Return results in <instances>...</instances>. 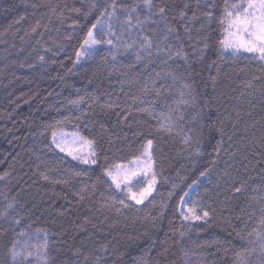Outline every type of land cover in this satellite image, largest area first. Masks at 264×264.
I'll list each match as a JSON object with an SVG mask.
<instances>
[{"label":"trees","instance_id":"obj_1","mask_svg":"<svg viewBox=\"0 0 264 264\" xmlns=\"http://www.w3.org/2000/svg\"><path fill=\"white\" fill-rule=\"evenodd\" d=\"M167 2L178 14L188 0ZM236 2L239 0L201 3L202 10L213 13L207 30L201 33L209 47L204 60L193 64V91L191 97L185 96L191 102L172 114L183 119L176 121L172 132H164L158 131V118L161 112L167 114L168 105L177 107L172 97L178 98L180 81L169 79L167 84L175 86L163 97L157 98L153 92L141 94L143 77L159 70L158 65L145 70L130 50L121 46L117 51L104 43L73 66L89 29L107 7L105 0H0V176H4L0 179V264H11L7 250L14 239L27 240L18 237L21 230L34 238L32 244L42 243L47 234L48 264L77 260L84 264L85 256L88 264H95L97 256L101 264H137L150 247L145 258L153 264L162 247L169 248L168 260L175 264H235V252L248 247L247 232L259 220V206L250 199L256 195L253 189L264 187V63L253 58L258 55L253 53L232 57L219 43L226 36L227 26L220 24L226 4L231 7ZM93 3L100 7L92 8ZM116 3L118 10L120 4H138L141 19L146 14L142 0ZM204 3L210 7L204 8ZM190 5L188 15L196 7L195 0ZM20 17L24 19L16 23ZM101 19L104 30L100 25L93 29L96 39L111 38L120 45L132 39L139 43L138 29L130 36L124 26L121 41H116L107 33V18ZM37 21L40 27L33 32ZM173 23L183 35L181 22ZM122 26L114 24L117 35ZM155 27L147 25L143 35L155 40ZM199 27L200 21H196L195 28ZM192 35L196 37L195 30ZM187 50L192 58L191 48ZM112 52L117 53V62L112 60ZM130 64L136 67L129 68ZM134 96L142 97L144 103H133ZM154 99L155 116L139 111ZM76 100H80L78 105L72 103ZM109 103L114 106H101ZM59 130L94 141L96 163L82 166L57 153L51 141L52 133ZM185 136L189 137L187 143ZM221 138L216 159L214 149ZM147 139L154 141L155 194L143 206L127 201L131 208L118 203L104 207L106 202L111 204L113 195L124 198L104 170L141 156ZM77 170L87 175L76 176ZM41 173L68 183L45 181ZM198 182L189 206L200 215L209 210L210 216L201 224L185 226L179 215L181 198ZM85 185L81 200L74 193ZM241 185L243 190L236 193L234 188ZM153 199L155 204L150 203ZM206 242L210 246L197 247ZM77 249L79 256L74 255ZM186 250L188 257L184 256ZM32 264L41 262L32 258ZM252 264H258L256 255Z\"/></svg>","mask_w":264,"mask_h":264},{"label":"snow or ice","instance_id":"obj_2","mask_svg":"<svg viewBox=\"0 0 264 264\" xmlns=\"http://www.w3.org/2000/svg\"><path fill=\"white\" fill-rule=\"evenodd\" d=\"M203 0H195L196 7L192 9L191 15H188V9L190 8V0L185 2L183 8H181L178 14H175L174 8L170 5L167 0H142L143 8L146 10V14L141 19L139 12V5L133 4L128 6L126 4H120L119 10L116 0H105L107 7H105L101 12L100 16L97 18L95 24L88 31L89 40H85V44H104L107 43L112 49L119 50V47H123L124 50L131 51L135 56L137 63L147 70L149 66L156 64L159 66V70L153 69L148 76L143 77L144 83L140 88V93L146 95L149 92H153L157 98L165 96V93H171L174 89L175 84L169 85L167 81L171 79L173 82L180 81V91L178 98L172 97V103L176 105L173 108L168 105V112L165 114L161 112L158 118L159 128L158 131L172 132L175 129L176 121L183 119V116L173 117V112L179 110L180 105H187L191 101L185 99V96L191 97L193 91V83L191 81L192 73L195 71L193 64L199 60L203 61L205 58V53L209 47L206 37L201 36L202 32L207 30V25L211 23L213 18V13L209 11H204L200 8ZM100 5L93 3L92 8H98ZM208 3H204V8H209ZM111 8V11L108 10ZM53 12L56 11L55 8L52 9ZM72 11L79 12L80 9H72ZM171 13V15H170ZM87 15V13H85ZM121 15L124 19L121 20ZM107 18L108 28L107 33L110 37H115L116 41H121V37L125 31V27L129 35H132L133 29H138L136 35L139 37V43L137 44L136 39H132L131 43L124 41L122 45L114 43L113 39L109 38L105 40L91 39L93 37V29L97 28L98 25L103 27V21L101 18ZM203 18V19H201ZM24 17H20L16 23L23 20ZM135 20V23H133ZM180 21L184 28V34L182 35L178 30V26L173 23V21ZM200 21V27L195 28V22ZM122 23L120 30V35H117L114 31V24ZM156 25L153 29V37L143 35L144 29L147 25ZM220 24L226 25L224 29L226 36L221 39L219 43L223 46L224 51L231 50L232 57L239 59L238 53L247 52L258 54L253 58H258L262 63H264V0H239V2L233 3L231 7L226 4L224 14L220 19ZM40 27V22L37 21L36 27L32 29L33 32ZM195 30L197 33L196 37H193L192 33ZM159 33V35H157ZM187 41V46L185 44ZM201 41L203 44L201 46ZM188 48H191V57L189 56ZM93 51L85 49L81 46V50L76 52L77 59L73 62V66L79 63L82 56L91 57ZM112 60L117 62V53L112 52ZM221 59H224L223 52L219 53ZM41 61L44 57H40ZM177 61H182L183 65L177 63ZM215 63V61L213 62ZM183 66V72H177L175 69ZM129 68L136 67V64L128 65ZM212 67V65H209ZM199 75V73H196ZM139 78V74L132 78V82H136ZM215 77H212L215 83ZM252 87L251 84L247 85ZM82 99V98H81ZM98 99V98H97ZM194 100V97L192 98ZM139 100L140 103H144L142 97H133V103ZM73 104H79L80 100L72 101ZM157 103V100H152L147 108H141L139 111L147 112L149 115L155 116V109L153 105ZM102 107L112 108L114 105L102 104ZM130 111V109H129ZM59 123V122H58ZM74 140L73 144L77 140L82 141L83 144L87 145L89 149L88 157L84 158L81 155L74 154L76 149H71L66 146V140L64 138L57 139V133L54 131L52 133V143L61 151L65 152L67 155L72 156V159L78 160L83 164H95L96 163V151L92 149L94 141L87 140L80 137L77 133L72 134ZM223 135V134H222ZM231 139V137H229ZM185 143L189 141V137H184ZM223 144V139L218 140L215 146V152L217 154L216 159L219 158V153ZM153 145L154 141L152 139H147L146 144L143 145V152L141 156L136 157L133 163L137 165L136 168H131L126 165H117V171L115 174L111 169H105L104 175L112 180V183L116 186L117 190L122 193H126L125 198L117 199L114 195L110 197L111 204L105 203L104 207L111 208L115 204L121 205L123 208H131L132 205L127 201L132 200L136 205L143 204L145 200L151 196L155 185L157 183L158 173L154 170V158H153ZM199 154V150H197ZM234 155V153L232 154ZM216 159L213 160L215 164ZM207 171V170H206ZM205 172H201V176L206 175ZM76 176L87 175V172L77 170L74 173ZM7 175V173L5 174ZM145 177V182L142 184L137 177ZM41 178L45 181H50L55 184L68 183L67 180H53L47 174L41 173ZM0 179H4V176H0ZM124 185L122 187L121 185ZM87 186L81 187L77 195L81 200L84 199V191ZM95 188V185L92 186ZM110 187V186H109ZM175 187V185H173ZM137 188L139 190H137ZM243 190V185L234 188L236 193H240ZM256 195L250 197L259 206V220L255 227L251 231L247 232V244L248 247H241L239 251L235 252V264H252V256L256 255L258 257V264H264V187H257L253 189ZM171 194V193H170ZM187 195V193H185ZM183 201V197L181 198ZM150 203L155 204L153 199ZM137 211L139 209H136ZM117 212L120 208L116 209ZM182 216L185 221L188 220H201L207 219L210 216L209 210H204L202 216L196 213L193 209H188L186 212L182 209ZM16 225L20 224L19 220L15 221ZM39 231V230H38ZM18 237H27V240H21L19 238L14 239L11 246L7 250V255L10 257L11 264H32V258L40 261L41 264H48L47 260V248L48 239L47 234L44 235V240L42 243L32 244L31 240L34 238L30 236L27 232L21 230ZM183 237L184 233L180 234ZM244 239V237H241ZM163 244V242H161ZM179 243V241H177ZM219 243V242H217ZM156 242L153 241V246ZM210 246L198 245L197 247ZM106 251V246L104 248ZM151 252V247L145 250V255L141 256L137 260V264H153L152 261L147 260L145 257ZM169 248L162 247L158 250L157 258L154 264H175L174 261L168 260ZM75 256L81 255L80 251L77 249L74 253ZM184 256H189V251H184ZM162 258V259H161ZM65 264H68L66 261ZM73 264H79V261L73 262ZM84 264H88V257H84ZM95 264H101V257L97 256L95 258ZM104 264H107L104 261ZM186 264H191L190 261H186Z\"/></svg>","mask_w":264,"mask_h":264},{"label":"rangeland","instance_id":"obj_3","mask_svg":"<svg viewBox=\"0 0 264 264\" xmlns=\"http://www.w3.org/2000/svg\"><path fill=\"white\" fill-rule=\"evenodd\" d=\"M103 30H104V27H102V30H101V31H103ZM89 39H90V38L87 36L86 40H89ZM91 39H96V32H95V31H93V37H92ZM83 46H84L85 49H88V50L93 51V52L96 51V50L100 47L99 44H91V43H89V44H85V43H84ZM226 52H228V53L231 54V50H228V51H226ZM239 54H250V53H247V52H240V53H238V55H239ZM83 58H84V56H82V57L80 58V61H82ZM56 133H57V139H58V140L61 139V138H64V139L66 140V146H67L68 148L78 150V151H74V154L81 155V156L84 157V158H90V157H88V152H89L91 149H89V147H88L87 145L83 144V142H82V141H79V140H77L75 144L72 143V141L74 140V137H73V135H72L73 132H68V131L65 132V131H63V130H59V131H57ZM52 139H53V137H52ZM51 144H52L53 148H54L59 154L65 156V157H66L67 159H69L71 162L76 163V164H80V165H82V166H92V164H83V163H80L78 160H74V159H72V156L67 155L65 152H61V151H60V150H59V149H58V148L52 143V141H51ZM92 149H93V147H92ZM126 166H129V167H131V168H136V167H137V165H136L135 163H133V161L130 162L129 164H127ZM117 171H119V170L117 169V167H115L114 169H112V172H113L114 174H115ZM108 179H109V180L111 181V183H112V180H111L110 178H108ZM137 179H139V180L141 181L142 184L145 182V177H143V176H139V177H137ZM112 184H113V183H112ZM113 186L115 187L116 191H117L120 195H122V196L125 198L126 193H122V192H120L119 190H117V188H116V186H115L114 184H113ZM121 186L124 187L123 184H122ZM197 188H198V186H197L196 184H195L194 186H192V187L189 189L187 195H185V197L183 198V201H182L181 204H180L179 214H180V216H181L182 221H183L185 224H194V223H199V222L205 220V219H201V220H188V221H185V220L183 219V216H182V211H181L182 209H183L185 212H186L188 209H193V210L197 213V211H196L195 208H192V207L189 206L190 196H191V194H192L193 192H195V191L197 190ZM137 190H139V189L137 188ZM155 192H156V185H155V188H154V190H153L151 196H149L148 199L145 200L143 204L136 205L132 200H128V202L131 203L132 205H135V206H143V205H145V204L147 203L148 200H150V199L153 197V195L155 194ZM201 216H202V215H201Z\"/></svg>","mask_w":264,"mask_h":264},{"label":"bare ground","instance_id":"obj_4","mask_svg":"<svg viewBox=\"0 0 264 264\" xmlns=\"http://www.w3.org/2000/svg\"><path fill=\"white\" fill-rule=\"evenodd\" d=\"M53 147V146H52ZM55 150V149H54ZM56 151V150H55ZM57 152V151H56ZM58 153V152H57ZM202 182H203V180H201ZM200 181V182H201ZM200 182H198L196 185L199 187L200 186ZM198 189V188H197ZM180 215V214H179ZM181 217V216H180ZM181 221H182V219H181ZM204 221V220H203ZM203 221H201V222H199V223H194V224H185L183 221H182V223L185 225V226H192V225H195V224H201Z\"/></svg>","mask_w":264,"mask_h":264}]
</instances>
